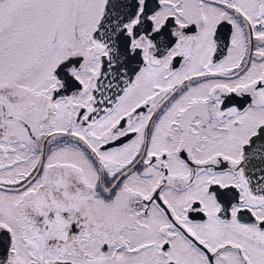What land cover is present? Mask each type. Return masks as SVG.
<instances>
[{
    "label": "snow or ice",
    "instance_id": "6c2138e0",
    "mask_svg": "<svg viewBox=\"0 0 264 264\" xmlns=\"http://www.w3.org/2000/svg\"><path fill=\"white\" fill-rule=\"evenodd\" d=\"M0 264H264V0H0Z\"/></svg>",
    "mask_w": 264,
    "mask_h": 264
}]
</instances>
